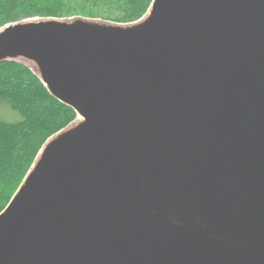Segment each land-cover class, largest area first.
<instances>
[{
    "label": "water",
    "instance_id": "obj_1",
    "mask_svg": "<svg viewBox=\"0 0 264 264\" xmlns=\"http://www.w3.org/2000/svg\"><path fill=\"white\" fill-rule=\"evenodd\" d=\"M2 62L76 118L1 210L0 264H264V0L21 20Z\"/></svg>",
    "mask_w": 264,
    "mask_h": 264
},
{
    "label": "trees",
    "instance_id": "obj_2",
    "mask_svg": "<svg viewBox=\"0 0 264 264\" xmlns=\"http://www.w3.org/2000/svg\"><path fill=\"white\" fill-rule=\"evenodd\" d=\"M81 1L99 7L100 1L108 0ZM111 1L122 10V22L130 23L144 15L152 0ZM43 2L0 0V28L35 16ZM1 100L20 120H0V212L13 197L46 139L65 128L76 116L71 108L52 98L30 70L15 62L0 63ZM50 124L54 125L50 127Z\"/></svg>",
    "mask_w": 264,
    "mask_h": 264
},
{
    "label": "rangeland",
    "instance_id": "obj_3",
    "mask_svg": "<svg viewBox=\"0 0 264 264\" xmlns=\"http://www.w3.org/2000/svg\"><path fill=\"white\" fill-rule=\"evenodd\" d=\"M99 3H100L99 7L98 6L94 7V6H91L89 4L82 2L81 0H44L42 6L37 9L38 13H42V14L44 13V14L39 15L37 13L35 16L30 17L28 19H31V18L71 19V18L82 17L86 20L87 19L99 20V21L110 22V23L118 24V25L128 24V23L122 22L124 21L123 12L114 1H111V0H108L105 2L100 1ZM93 5L95 4L93 3ZM143 16L144 15H142V17ZM0 120H4V122L5 121L17 122L20 120V116L16 112L12 111L9 107H7V105L5 104V101L1 100L0 101ZM53 125L54 124H50L49 126L52 127ZM50 137H52V134ZM48 139H46V141ZM41 147H43V145Z\"/></svg>",
    "mask_w": 264,
    "mask_h": 264
},
{
    "label": "bare ground",
    "instance_id": "obj_4",
    "mask_svg": "<svg viewBox=\"0 0 264 264\" xmlns=\"http://www.w3.org/2000/svg\"><path fill=\"white\" fill-rule=\"evenodd\" d=\"M252 85V84H251Z\"/></svg>",
    "mask_w": 264,
    "mask_h": 264
}]
</instances>
